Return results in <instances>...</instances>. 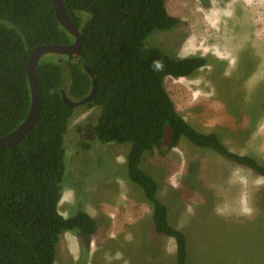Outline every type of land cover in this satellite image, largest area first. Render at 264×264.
I'll return each mask as SVG.
<instances>
[{"label":"rangeland","instance_id":"1","mask_svg":"<svg viewBox=\"0 0 264 264\" xmlns=\"http://www.w3.org/2000/svg\"><path fill=\"white\" fill-rule=\"evenodd\" d=\"M164 4L180 24L154 31L146 45L208 61L189 78L164 77L177 112L197 130L215 133L230 151L264 165V0ZM216 13L214 23L205 19ZM76 14L81 24L88 18ZM97 115L95 108L74 109L64 139L59 212L68 218L80 200L93 199L109 215L92 236L63 232L54 264H176L174 240L156 233L151 206L126 178L131 144L99 143L93 133ZM167 141L166 131L164 145L146 154L141 168L156 180L169 223L186 237L185 264H264V180L185 138L173 149ZM125 184L131 190L121 207ZM92 237L97 248L86 258Z\"/></svg>","mask_w":264,"mask_h":264},{"label":"trees","instance_id":"2","mask_svg":"<svg viewBox=\"0 0 264 264\" xmlns=\"http://www.w3.org/2000/svg\"><path fill=\"white\" fill-rule=\"evenodd\" d=\"M66 12L82 35L80 55L68 60L55 54L36 67L41 106L33 128L17 143L0 150V264H54L56 245L65 231L92 236L95 221L80 200L75 213L59 212L66 172L64 139L74 109L72 100L85 98L92 80L95 96L82 106L98 111L93 133L101 144L130 143L126 178L137 185L152 208L157 234L172 238L176 264H185L186 237L168 220L158 184L141 164L159 149L166 131L168 149L182 138L246 167L264 180V165L249 155L230 151L215 133H203L176 110L163 79L189 78L208 61L199 55L170 56L146 45L156 30L177 28L164 0H63ZM77 12L88 15L81 24ZM74 38L55 17L52 0H0V137L25 119L30 107L27 62L42 44L69 45ZM88 148V145H82ZM262 200L264 202V192ZM87 250V249H85Z\"/></svg>","mask_w":264,"mask_h":264},{"label":"water","instance_id":"3","mask_svg":"<svg viewBox=\"0 0 264 264\" xmlns=\"http://www.w3.org/2000/svg\"><path fill=\"white\" fill-rule=\"evenodd\" d=\"M52 5L56 19L58 20L62 28L74 38V41L69 45L42 44L32 50L26 68L31 96L29 111L25 119L18 127H16L13 131L7 133L6 135L0 137V150L17 143L33 128L35 122L38 119L39 109L41 106V95L36 76V67L39 60L42 57L50 54L67 57L68 60H74L80 55L82 43L81 32L78 30V28H76V26L68 16L63 0H52ZM82 66L84 71L92 80V88L85 98L78 101L70 99L65 94V92L61 90L62 101L66 106L70 108L82 106L84 103L91 101V99L96 94L97 82L94 78V72L87 64L83 63Z\"/></svg>","mask_w":264,"mask_h":264},{"label":"crops","instance_id":"4","mask_svg":"<svg viewBox=\"0 0 264 264\" xmlns=\"http://www.w3.org/2000/svg\"><path fill=\"white\" fill-rule=\"evenodd\" d=\"M130 187L131 186H129V184H125L124 186H122V190L125 193L123 194V196L121 198L118 199V203L121 207L125 203L128 204L127 195L130 193V190H131ZM83 205H84L85 212L95 221L96 231L98 229H100V224L105 226V222H104L103 218L108 216L109 215L108 213H104L103 210L101 209V207L100 206L98 207V205H96L93 202V199L92 200L84 199ZM94 234H96V233H94ZM96 242L97 241H96L95 237H92L89 239L88 251H86V254H85L86 258H90L92 253H94V251L96 250V248H97V245H95ZM75 250L76 249H74L73 251H75Z\"/></svg>","mask_w":264,"mask_h":264},{"label":"bare ground","instance_id":"5","mask_svg":"<svg viewBox=\"0 0 264 264\" xmlns=\"http://www.w3.org/2000/svg\"><path fill=\"white\" fill-rule=\"evenodd\" d=\"M207 16H208V14H207ZM206 15H205V19L207 20V21H210L211 23H214V21H215V17H218V15H217V13L215 14V16L214 15H209V17H207ZM187 52V51H186ZM185 53V52H184ZM187 53H189V52H187ZM62 198H61V200H60V202H59V205L62 203Z\"/></svg>","mask_w":264,"mask_h":264}]
</instances>
